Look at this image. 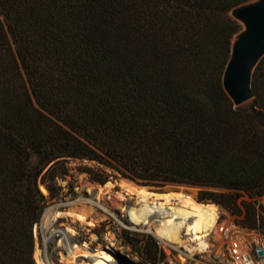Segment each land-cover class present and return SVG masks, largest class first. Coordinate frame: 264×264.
Returning a JSON list of instances; mask_svg holds the SVG:
<instances>
[{
	"label": "trees",
	"instance_id": "16d2710c",
	"mask_svg": "<svg viewBox=\"0 0 264 264\" xmlns=\"http://www.w3.org/2000/svg\"><path fill=\"white\" fill-rule=\"evenodd\" d=\"M252 1L0 0V264H37L71 161L100 185L198 188L264 230V58L251 102L223 87Z\"/></svg>",
	"mask_w": 264,
	"mask_h": 264
},
{
	"label": "rangeland",
	"instance_id": "374dc122",
	"mask_svg": "<svg viewBox=\"0 0 264 264\" xmlns=\"http://www.w3.org/2000/svg\"><path fill=\"white\" fill-rule=\"evenodd\" d=\"M85 164L87 163L81 161H71L68 164L70 174L66 177L65 181L61 182V185L64 187L63 197L50 201L44 212L46 214L48 209L55 206L58 207L57 209L60 212L65 214L69 210H74L78 214H89L92 211L85 223L77 221L75 217L64 216L59 218L54 226V229L58 231H72L76 242L80 246L87 245L94 254H97L98 250H105L113 257L120 256L124 258L128 264H205V258L210 252L221 253L226 248L227 242L216 228L212 229L210 234L204 238L209 239V249L206 252H200L199 250L201 249L197 247L196 243H193L191 246L196 252L193 250L192 253L188 251V248L184 247L187 243L182 247L166 246L152 234L144 232L145 229H142L140 226L136 230H133V225L127 219L124 209L137 204V196L129 195L128 192L130 189L133 190L139 186L125 180H112L108 182L110 183L109 191L111 192L102 195L101 204L109 213L90 203H85V206L83 204L71 205V203L80 198L93 199L96 189L104 187L107 184L100 185L93 183L90 181L88 175L80 173L78 167ZM40 188L45 195H49L44 185H40ZM146 188L149 192L155 194L185 193L196 201L200 191L194 187L166 188L162 192L156 191L151 187ZM258 201L260 205L264 206V197L258 199ZM173 203L175 204L176 202ZM206 204L215 205L220 210V214L218 215L219 220H216L217 227L220 225L230 226L234 231L238 230L246 236L250 243L258 240L264 241L263 231L241 228L236 225V221L239 219L237 216H232L228 211L216 204ZM44 214L40 224L35 228V251L38 250L40 252L45 250L42 228ZM120 221H123L125 224L122 225ZM182 233H185V229H182ZM62 239L63 235L58 233L54 241L47 244L46 252L53 264H72L68 261L69 254L59 246ZM186 240L187 236H183L182 241L185 242ZM76 262L77 264H87L89 261L85 257H80Z\"/></svg>",
	"mask_w": 264,
	"mask_h": 264
},
{
	"label": "bare ground",
	"instance_id": "6f19581e",
	"mask_svg": "<svg viewBox=\"0 0 264 264\" xmlns=\"http://www.w3.org/2000/svg\"><path fill=\"white\" fill-rule=\"evenodd\" d=\"M109 189L110 183H107L104 187L96 189L93 199L80 198L71 203V205L90 203L109 213L101 204L102 195L111 192ZM128 194L137 196L136 198L138 200L135 206L124 209L127 219L133 225V230H136L140 226L142 229H145L144 232L152 234L166 246L182 247L187 243L184 247L188 248V251L192 253L194 249L191 244L203 243L204 238L214 228L220 232L219 227L216 226V220L220 214V210L215 205L199 203L185 193L155 194L149 192L144 187L130 189ZM173 202L176 203L174 204ZM57 208V206L52 207L44 214L42 228L45 250L42 252L36 250L34 252V259L37 264H53L46 252V248L47 244L54 241L58 233L63 235L59 246L69 254L68 261L72 264H77L76 261L80 257H85L89 261L87 264H128L124 258L120 256L113 257L105 250H98L97 254H94L87 245L80 246L76 242L75 235L70 230L58 231L54 229L58 219L64 216L75 217L77 221L85 223L92 211L89 214H78L74 210H69L65 214ZM120 222L122 225L125 224L123 221ZM182 229H185L184 234L182 233ZM183 236H187L185 242H183L184 240L182 241Z\"/></svg>",
	"mask_w": 264,
	"mask_h": 264
},
{
	"label": "water",
	"instance_id": "95a60500",
	"mask_svg": "<svg viewBox=\"0 0 264 264\" xmlns=\"http://www.w3.org/2000/svg\"><path fill=\"white\" fill-rule=\"evenodd\" d=\"M230 16L242 29L232 41L231 56L223 75V87L235 107L254 99L253 76L264 58V0H254L234 8ZM139 187L141 186L133 181ZM46 189V188H45ZM260 256L262 250H258Z\"/></svg>",
	"mask_w": 264,
	"mask_h": 264
},
{
	"label": "built area",
	"instance_id": "2783aa9c",
	"mask_svg": "<svg viewBox=\"0 0 264 264\" xmlns=\"http://www.w3.org/2000/svg\"><path fill=\"white\" fill-rule=\"evenodd\" d=\"M218 220L219 216H217ZM219 229V233L227 242L226 248L221 253L210 252L205 258V264H264L263 240L250 243L246 236L238 230L234 231L230 226L220 225ZM196 244L201 249L200 252H206L209 249V239ZM258 250L263 251L262 256L258 254Z\"/></svg>",
	"mask_w": 264,
	"mask_h": 264
}]
</instances>
